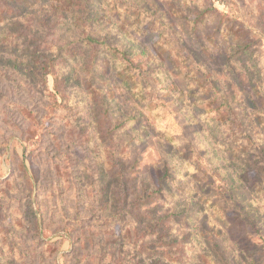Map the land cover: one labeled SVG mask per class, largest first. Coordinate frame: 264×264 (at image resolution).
<instances>
[{"label": "rangeland", "instance_id": "1", "mask_svg": "<svg viewBox=\"0 0 264 264\" xmlns=\"http://www.w3.org/2000/svg\"><path fill=\"white\" fill-rule=\"evenodd\" d=\"M59 3L0 0V264H264V0H97L120 49L66 83L90 48L23 36Z\"/></svg>", "mask_w": 264, "mask_h": 264}, {"label": "trees", "instance_id": "2", "mask_svg": "<svg viewBox=\"0 0 264 264\" xmlns=\"http://www.w3.org/2000/svg\"><path fill=\"white\" fill-rule=\"evenodd\" d=\"M26 3L27 5L30 6V3L28 1H26ZM51 6L52 7H49V5H43V10L40 11L39 14H36V12L32 13V16L35 22L38 23V28H37L38 33H36L35 29L31 31L28 30V26H27L26 29H23V36L24 37L31 36L33 38V35L38 34L40 38V34L43 31V29L48 28V25L51 23L49 26L55 29L57 37H60L63 35V33H61L60 31L62 32L63 30L68 31V35H65V34L63 35L67 37H63L64 39L61 37L62 38L61 41L68 40V37L70 36L80 39L79 42H83L84 45L90 48V54L89 56H86V61H85V54L82 51H80V54H81L80 56H77V54L75 53L74 63L71 66L69 72L62 74V75H57L55 78L57 81L59 79L58 83H66V81L70 78L76 79L79 72H81L83 74L82 75L83 80L85 81L87 77H91L93 76V74L95 75V73L98 71L99 63L97 60V56L98 54H100V52L103 49H105L106 51L112 52V50H118L120 48L118 46H113L109 42L105 41V35H103L104 33H102L103 23H102V20L98 19L100 11H99V3H97V0H60L59 4L57 5L54 4ZM115 7L117 9L114 14L116 21L119 20L121 23L125 25L127 23V20L129 19H132L136 22L137 19H134V16L137 17L140 10L137 9L135 6H133V3L131 4V6H125V8H120L117 6ZM121 12L123 14H121ZM14 14L17 15L16 13ZM28 15L29 13L26 12L24 13L22 17H20V19L25 20V18ZM7 17L8 16L4 15L2 18L3 20L12 19V17H9V18ZM65 45L66 43H63L62 45H57L56 48L54 47V51L56 50V53H55L56 57L63 56V49L65 48ZM51 46H54V45H51ZM124 48H125L124 50L125 52L121 53V57H119L121 64H124L126 60H128L125 54L130 55L131 54L130 51H132L133 49L131 45L125 46ZM50 50H53V49L50 48L48 45L42 51L41 56L44 59H46L45 56ZM68 58H71V57H68ZM44 59H41L40 57V59L37 60L39 66H37L36 69L38 73L42 72V70H46V72L43 73L44 75H46L50 72L49 71L50 65L48 62H45ZM129 78H130L129 84L130 82H132L133 84H139L138 81L134 80L135 78L134 76H131ZM56 92L58 93L59 91L56 90ZM98 92H101V90L99 89V87H95L91 91H89L88 95L93 94L94 97L96 98L97 104L101 106L104 103L105 97L101 96V98L97 100ZM60 94L62 97V101L64 99L67 100V97L63 93H60ZM104 106H105V103H104ZM106 111H107L106 107L102 110V112L98 111L100 118L102 117L104 119L97 120L95 117L94 121H92L93 122L92 125H94L93 129L100 136L106 135V132L110 131L108 127L110 125V121H108V117L106 116ZM108 175L109 174L107 173V176ZM110 176L113 177V175H110ZM114 178H116V176ZM104 198H105V204L108 205L109 201L107 200L109 199H107V197H104ZM115 202L119 204L120 206H122L123 211L126 210L125 211L126 213H124V215L129 213L127 212L126 208H131L133 206V208H131L132 209L131 213L134 214V216L138 220V223L145 222L146 217L144 213H146V210H142V207L140 208V206L138 207V205L142 203L141 201H138V203L139 202L140 203L137 206L136 204L129 203L127 199L122 200L119 198V200ZM135 209L137 213L136 211L135 213L133 212V210ZM147 212L151 214L152 210H147ZM37 221H38L37 216L35 215L34 222L37 224ZM143 261L144 259H140L138 262L142 264ZM156 261L152 263L156 264Z\"/></svg>", "mask_w": 264, "mask_h": 264}]
</instances>
